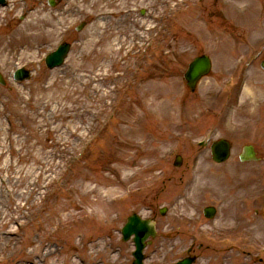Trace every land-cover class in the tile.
Listing matches in <instances>:
<instances>
[{
    "label": "rangeland",
    "instance_id": "1",
    "mask_svg": "<svg viewBox=\"0 0 264 264\" xmlns=\"http://www.w3.org/2000/svg\"><path fill=\"white\" fill-rule=\"evenodd\" d=\"M45 2L0 8V72H33L0 87V264H131L119 232L132 213L157 228L144 264H174L193 239L228 251L209 264L222 255L264 264L255 215L264 207L262 0ZM30 23L31 36L58 34L28 50L7 43ZM60 40L71 52L47 72L43 55ZM201 55L212 69L190 93L182 75ZM206 138L230 140L231 158L211 162L198 147ZM247 144L259 162H238ZM209 204L218 210L213 225L200 218ZM201 225L233 229L234 240L199 235Z\"/></svg>",
    "mask_w": 264,
    "mask_h": 264
},
{
    "label": "water",
    "instance_id": "2",
    "mask_svg": "<svg viewBox=\"0 0 264 264\" xmlns=\"http://www.w3.org/2000/svg\"><path fill=\"white\" fill-rule=\"evenodd\" d=\"M63 53L60 52L48 61L49 66L52 67L61 62ZM210 68V62L207 57L195 59L190 65L188 72L185 75L188 86L191 90H194L196 82L203 76L206 75ZM228 145L224 142L218 143L212 147L213 160L217 163L225 161L228 157ZM241 161H255L253 149L251 147H245L240 157ZM122 234L124 240H127L132 234L135 235L134 243L136 251L133 256L135 258L134 264H141L143 256L142 250L144 249V240L148 236H154V231L151 223L140 222L136 217L129 219L128 224L123 229ZM191 262L182 263L190 264Z\"/></svg>",
    "mask_w": 264,
    "mask_h": 264
},
{
    "label": "flooded vegetation",
    "instance_id": "3",
    "mask_svg": "<svg viewBox=\"0 0 264 264\" xmlns=\"http://www.w3.org/2000/svg\"><path fill=\"white\" fill-rule=\"evenodd\" d=\"M261 7H262V9L264 11V0H262V2H261ZM209 207L215 208V211H216L215 214L213 215V218L211 220L206 219V217H205L206 215L204 214V210H206ZM256 213L258 215H260L261 219H262V217H264V208H263V210L260 213H258V212H256ZM217 217H218V210H217L216 206H213V205L209 204V205H205V206H203L201 208L200 218L206 224L210 223V225H213L214 221L216 220ZM239 220H240V218H238V220H237L238 223H239ZM206 226H208V225H206ZM239 226H243V224H240ZM232 230L231 229H224V232H215V229L211 230V229H209V227L207 229H205L204 225H201V228H200V231H199V235H201L203 233L207 234V231H211V234H212L211 236H212V238L214 240H219V239L234 240V232H233L234 230L233 231ZM192 244H193V246H192V248H191V250L189 252V255H193L195 257H198L199 255H202L205 251L209 250V246L206 243H204V241L200 240L199 242H197L196 239H193V243ZM214 252L219 253V254H227L228 251H219V252L218 251H214ZM222 257H223V263H221V264H226L224 260L227 258V255H222Z\"/></svg>",
    "mask_w": 264,
    "mask_h": 264
},
{
    "label": "bare ground",
    "instance_id": "4",
    "mask_svg": "<svg viewBox=\"0 0 264 264\" xmlns=\"http://www.w3.org/2000/svg\"><path fill=\"white\" fill-rule=\"evenodd\" d=\"M109 2H111V0H108ZM106 2V0H98V4L102 5V3ZM107 5V4H105ZM45 24V26L49 25V23L47 22H42ZM38 25V22L35 23V26ZM54 27V24H53ZM55 28V27H54ZM32 30V23H30L29 25H27L26 27H24L23 29H16L13 31L12 35L10 36L9 42L12 43H21V42H27L26 44V49H28L29 47H33L34 42L36 41L35 38H33V36H31L29 33ZM56 36L55 30L54 29H50L49 31L44 32V34L42 35V39H54ZM78 245H80V242H78ZM76 246V245H75ZM97 244L95 242L88 244L87 245V249L90 251L92 250L94 247L96 248ZM92 252H90L91 254ZM48 254V253H47Z\"/></svg>",
    "mask_w": 264,
    "mask_h": 264
}]
</instances>
